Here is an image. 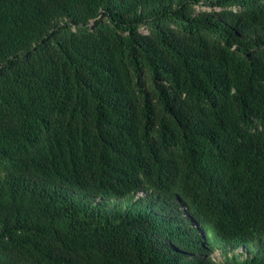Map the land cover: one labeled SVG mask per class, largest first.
Here are the masks:
<instances>
[{
	"label": "trees",
	"instance_id": "obj_1",
	"mask_svg": "<svg viewBox=\"0 0 264 264\" xmlns=\"http://www.w3.org/2000/svg\"><path fill=\"white\" fill-rule=\"evenodd\" d=\"M0 264H264V0H0Z\"/></svg>",
	"mask_w": 264,
	"mask_h": 264
},
{
	"label": "rangeland",
	"instance_id": "obj_2",
	"mask_svg": "<svg viewBox=\"0 0 264 264\" xmlns=\"http://www.w3.org/2000/svg\"><path fill=\"white\" fill-rule=\"evenodd\" d=\"M202 8H205V7H202ZM144 30H145V28H144ZM218 255V254H217Z\"/></svg>",
	"mask_w": 264,
	"mask_h": 264
}]
</instances>
